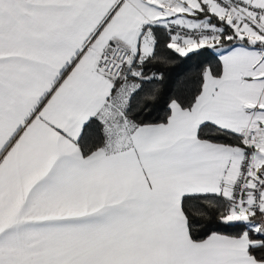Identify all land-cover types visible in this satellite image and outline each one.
Returning a JSON list of instances; mask_svg holds the SVG:
<instances>
[{"label": "snow or ice", "instance_id": "6c2138e0", "mask_svg": "<svg viewBox=\"0 0 264 264\" xmlns=\"http://www.w3.org/2000/svg\"><path fill=\"white\" fill-rule=\"evenodd\" d=\"M0 264H264V0H0Z\"/></svg>", "mask_w": 264, "mask_h": 264}, {"label": "trees", "instance_id": "16d2710c", "mask_svg": "<svg viewBox=\"0 0 264 264\" xmlns=\"http://www.w3.org/2000/svg\"><path fill=\"white\" fill-rule=\"evenodd\" d=\"M207 59H213L208 57ZM213 62H215L213 60ZM198 61H176L173 65L162 69L165 72V83L161 86L162 95L151 106V118L155 119L164 115L166 111V100L168 96L182 90L190 89L192 87L191 81L188 79L191 75L198 71ZM206 221H201L197 227L200 231H203L206 226Z\"/></svg>", "mask_w": 264, "mask_h": 264}]
</instances>
